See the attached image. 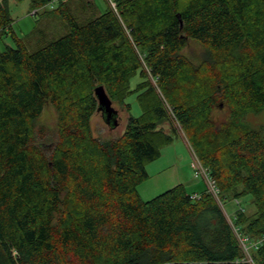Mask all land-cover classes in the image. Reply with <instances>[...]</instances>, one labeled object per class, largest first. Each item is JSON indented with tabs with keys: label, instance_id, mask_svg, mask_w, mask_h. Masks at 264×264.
<instances>
[{
	"label": "trees",
	"instance_id": "16d2710c",
	"mask_svg": "<svg viewBox=\"0 0 264 264\" xmlns=\"http://www.w3.org/2000/svg\"><path fill=\"white\" fill-rule=\"evenodd\" d=\"M103 2L99 11L77 0L76 14L68 0H29L65 33L0 51V264H250L234 228L264 237V129L244 120L264 109V0ZM11 21L0 0V33ZM189 40L215 57L194 64L181 53ZM98 85L127 110L136 93L141 112L115 138L91 132ZM218 100L231 109L219 125ZM47 103L57 140L36 145L33 121ZM174 120L219 201L250 194L253 214L237 209L232 225L212 193L192 198L182 184L139 197ZM250 257L264 264V241Z\"/></svg>",
	"mask_w": 264,
	"mask_h": 264
},
{
	"label": "rangeland",
	"instance_id": "374dc122",
	"mask_svg": "<svg viewBox=\"0 0 264 264\" xmlns=\"http://www.w3.org/2000/svg\"><path fill=\"white\" fill-rule=\"evenodd\" d=\"M68 1L69 6L75 11L77 9V0ZM94 1L99 11H103L105 8L103 0ZM7 5L12 19L11 30L6 33H0V51L5 47H15L14 38L22 39L28 49L33 50L38 45L65 33L66 29L61 20L54 15L43 14L49 8L43 7L37 13H34V10L30 7L29 0H7ZM77 12L75 11L76 14ZM181 53L196 65L202 62L205 57L210 56L211 59L215 57V54L210 52L205 45L194 40H189L187 45L181 50ZM139 81L140 78L137 73L132 75L129 79L130 88L133 89ZM153 83L155 84L154 81ZM111 101L112 106L118 111L117 118L119 123L116 127L107 125L99 111H95L90 120L92 135L102 140L119 136L125 129L129 115L137 116L141 112L136 93H131L125 98V102L129 104L128 110L124 104H120L113 99ZM230 111V107L224 100H218L212 111V119L219 125L230 117ZM57 120L58 113L47 103L40 116L33 121L32 127L36 145L39 143L47 144L57 140ZM244 120L252 126H262L264 129V109L259 113H246ZM173 123L176 133L172 134V141L161 148L159 157L146 164L147 177L137 186L138 195L142 200H149L176 184H182L187 188L189 184L201 181V177H194V168L192 167L194 163L200 166L201 162L196 159L195 153L187 140L185 129L175 120ZM162 127L165 131H169L170 127L167 123L162 124ZM40 147L45 152L49 151L48 145ZM204 186L201 181V186L199 187L201 191L197 192L202 193ZM189 192H191V189ZM220 204L232 225L234 224V213L237 209H244L248 215L255 212L250 194L243 195L238 199H223ZM235 236L240 243V237L238 235ZM244 252L246 253V259H242V261L254 264L250 257V251Z\"/></svg>",
	"mask_w": 264,
	"mask_h": 264
},
{
	"label": "water",
	"instance_id": "95a60500",
	"mask_svg": "<svg viewBox=\"0 0 264 264\" xmlns=\"http://www.w3.org/2000/svg\"><path fill=\"white\" fill-rule=\"evenodd\" d=\"M177 17H179V15H177ZM93 92L97 100L96 111L101 113V117L107 125L110 127H116L119 123L117 118L118 111L112 106V101L107 95L104 87L98 85L94 88Z\"/></svg>",
	"mask_w": 264,
	"mask_h": 264
},
{
	"label": "built area",
	"instance_id": "2783aa9c",
	"mask_svg": "<svg viewBox=\"0 0 264 264\" xmlns=\"http://www.w3.org/2000/svg\"><path fill=\"white\" fill-rule=\"evenodd\" d=\"M192 167L194 168V176H199L200 174H202V175H204L206 177L207 182H208V186H209L208 192L212 193V195L215 196L218 199V201H219V198H218V195H217L218 190H217V188L215 186V183H214L213 180L209 179V177L207 176V173H206L205 169L201 165L200 166H197V164H195V163L192 164ZM198 196L199 195L192 194V198H198ZM235 201H236V203H238L237 200H235ZM219 204H220V201H219ZM220 206H221V204H220ZM221 208H222V206H221ZM229 222L231 223L230 220H229ZM234 232H235L236 235H238L240 237V243H241L242 249L244 251H246V252L247 251H250L251 248L260 245L264 241V237L259 238V239L254 240V241H249L247 238L242 237L238 233V231H237L236 228H234Z\"/></svg>",
	"mask_w": 264,
	"mask_h": 264
},
{
	"label": "crops",
	"instance_id": "0c3cea01",
	"mask_svg": "<svg viewBox=\"0 0 264 264\" xmlns=\"http://www.w3.org/2000/svg\"><path fill=\"white\" fill-rule=\"evenodd\" d=\"M195 178L197 177H201V181L203 183L204 186V190L203 191H206V190H209V186H208V182H207V179L204 175L200 174L199 176H194ZM201 181H198V182H195L193 184H189V186H187L186 190L188 191V193H192V194H196V195H200L201 192H197V191H201L199 189V187L201 186ZM185 187V186H184ZM191 189V192H189ZM202 191V192H203ZM223 209V208H222ZM224 212V210H223ZM225 214V213H224ZM226 216V215H225ZM226 218L228 219L229 221V218L226 216Z\"/></svg>",
	"mask_w": 264,
	"mask_h": 264
}]
</instances>
